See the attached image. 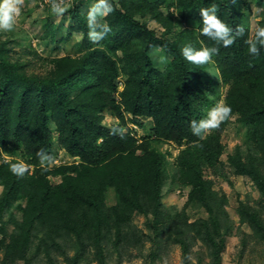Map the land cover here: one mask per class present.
Returning <instances> with one entry per match:
<instances>
[{
    "label": "trees",
    "instance_id": "obj_1",
    "mask_svg": "<svg viewBox=\"0 0 264 264\" xmlns=\"http://www.w3.org/2000/svg\"><path fill=\"white\" fill-rule=\"evenodd\" d=\"M253 2L264 4V0H238L235 5L230 0H114L115 10L105 18L112 31L104 43L94 45L88 39L86 16L72 4L65 14L73 20L72 30L86 42L85 48L78 55L51 58L45 74L28 72L25 62L11 56L9 39H0V158L2 153H13L7 161L25 160L32 167L17 178L5 160L0 161V231L4 232L5 212L14 203L23 213L21 220L14 219L16 230L9 239L5 235L0 239V251H4L0 264H30L31 254L42 251L48 264H53L50 248L60 246L55 234L63 232L77 239L74 252H64L63 264L84 260L107 264L105 243L113 241L118 246L123 240L124 245L130 244L127 236L134 231L129 225L135 212L152 213L155 230L162 232L158 216L167 222L171 218L162 201L169 162L158 148L166 141L185 144L175 162L176 179L190 187L184 207L194 202L209 214L187 223L178 220L185 227L175 237L184 264L189 263L190 246L197 239L208 250V264H223V250L235 221L227 209L228 195L213 187V179L204 174L208 168H204L224 172L219 165L227 147L223 132L232 119L244 127L245 137L227 161L237 174L249 177L260 193L254 204L239 200V226L249 224V236L264 243V48L252 56L244 43L254 33L245 24ZM213 4L230 27H245L244 36L231 47L216 45L200 34V9ZM142 17L160 23L164 32L158 34ZM177 19L189 26L169 35ZM258 25L264 26V16ZM54 37L51 26L42 39ZM187 44L197 49L219 47L213 60L221 82L228 85L224 104L232 109L231 117L202 140L193 135L190 122L204 118L212 107L216 80L207 75L208 64L197 66L184 59L181 49ZM156 47L171 56L162 71L152 57ZM120 75L125 81L117 99ZM106 110L119 122L103 123ZM142 116L152 117L154 125L152 134L139 141L128 122L141 126ZM51 123L58 131L59 144L79 160L42 173L36 153L43 149L53 154ZM113 127L123 128L124 138L112 134ZM197 142L203 147L194 148ZM50 177L60 180L53 183ZM108 188L117 195L112 205L105 201ZM38 226L51 239L48 249L41 242L32 246V231ZM133 237L131 245L140 242L135 231ZM163 240L162 236L157 239L149 258L158 256L157 246ZM197 264H204V256H199Z\"/></svg>",
    "mask_w": 264,
    "mask_h": 264
},
{
    "label": "rangeland",
    "instance_id": "obj_2",
    "mask_svg": "<svg viewBox=\"0 0 264 264\" xmlns=\"http://www.w3.org/2000/svg\"><path fill=\"white\" fill-rule=\"evenodd\" d=\"M92 2L93 0H70V4L76 5L84 16H86L87 10ZM164 11H166L165 8ZM248 13L249 15L246 18L245 24H249L253 32L259 20L264 16V4L251 3ZM141 20L147 22V25L156 30L158 34H161L165 30L160 23L153 19L142 17ZM72 25L73 20L68 14L58 18L51 13L49 0H24L22 13L18 17L16 29L12 32H0V39H9V44L12 48L10 52L11 56L25 62L28 72L45 74L51 68L49 61L51 58L66 54L78 55L83 52L86 42L80 39L78 34L72 30ZM51 26L54 29L55 37L53 40L49 39L46 41L42 39V36ZM188 26L183 20L177 19L169 35H176ZM104 42L103 40L96 44H102ZM92 45L94 44L92 43ZM153 54L157 57L163 55L168 57L169 60L171 59L169 54L157 47L153 49L152 57ZM205 70L212 80H216L215 88L211 93L214 101L212 106L217 103L224 104L228 85L221 82L219 71L214 60L208 63V67ZM115 122H117V118L112 116L109 111L106 112L105 123L111 125ZM152 123L151 118L145 117L142 126L136 127V125H130L136 130L137 137L142 139L144 136L152 134ZM51 126L54 128L53 123H51ZM244 133V127L232 119L223 132V142L226 143L227 147L225 153L222 155L223 164L219 165L224 172L218 173L217 170L214 171L207 166L204 168V170L208 168L204 174L206 178L213 179V187L218 191H225L228 195L229 202L227 209L235 221L233 227L234 232L228 236L225 249L223 250V264H264V243H257L249 236L252 233L249 224L245 223L239 226L237 212L239 200L241 199L248 200L253 204L259 202V190L249 177L237 174L233 166L227 161V156L233 151L235 145L243 141L245 137ZM183 147H185V144L180 145L177 142L166 141L158 144V148L166 154L169 162L165 169L162 201L164 207L169 209L171 218L167 222L158 216V227L162 228V232L155 230L153 224L155 216L152 213L144 214L135 212L129 226L132 229L134 228L136 238H140V242L136 245H131L132 238H134V231L131 235L127 236V242H130L129 245H124V241L122 240L120 245L116 246L113 241L108 242L107 240V243H105L107 264H184L181 245L175 241V237L182 234L179 232V228L184 227L179 225L178 220L184 219L187 223V221L191 222L197 219V217H207L209 214L204 208H197L194 202H190V204L186 205L187 207H184L188 201L190 187H183L181 182L176 179L177 166L175 163L177 154ZM52 148L55 159L53 165L64 161L71 162L73 160L65 150L60 148L58 142H54ZM12 155L14 154L8 152L2 153L0 161L9 160L12 158ZM23 163L32 169L25 160ZM50 178L53 183L60 180V177ZM1 190L2 186L0 185V193ZM105 201L108 205L117 202V195L113 188H108L106 191ZM22 214V210L18 207L17 203H14L5 212L3 219L4 232L0 231V239L3 235L9 239L12 232L16 230L14 219L21 220ZM174 222L175 225H173ZM187 229L189 230L188 227ZM32 232V246L41 242L43 246L45 244V248H50L51 239L46 238V232L43 228L38 226ZM55 235L60 246L56 249H53V247L50 248L54 257L53 264H63L64 252L72 254L77 239L75 234L63 232ZM161 236L164 240L160 247L157 246L158 256L149 258L147 255L156 250L157 239ZM111 238L113 239V234H111ZM243 239L246 240L245 243H243ZM202 245V240L197 239L195 245L190 246L191 252L190 256H188L190 260L188 264H197L199 256H204V264H208V250ZM3 253V250L0 251V260L3 257ZM31 257L30 264H48V259L43 251L35 252L31 254ZM24 263V261H17L13 264ZM80 264L98 263L96 260L91 263H88V260H84Z\"/></svg>",
    "mask_w": 264,
    "mask_h": 264
},
{
    "label": "clouds",
    "instance_id": "obj_3",
    "mask_svg": "<svg viewBox=\"0 0 264 264\" xmlns=\"http://www.w3.org/2000/svg\"><path fill=\"white\" fill-rule=\"evenodd\" d=\"M230 2L232 5H235L237 4L238 0H230ZM49 3L51 13L58 18L63 17L71 7L70 0H49ZM23 5L24 0H0V32H12L16 29L17 20L22 13ZM114 10V0H93L89 6L86 13L88 27L87 35L88 39L93 44L103 41L112 31L111 26L105 22V18ZM217 12L218 9L215 4L211 5L210 7L200 9V16L202 17L200 34L207 37L209 40L214 41L216 45H222L225 48L231 47L238 37L244 36L245 27L243 25H236L235 28L230 27L217 15ZM244 43L247 45V51L250 55L258 56L260 54L261 48H264V26L257 25L253 35L250 38L245 39ZM218 54V46H205L197 49L191 44H187L181 49V55L184 57V59L190 64L197 66L206 65L212 62L213 57ZM153 59L157 65V68L161 71L163 70L164 66L169 63V58L163 55L157 57L153 54ZM122 79H124V76L120 75L118 77V88L116 91L117 99L121 98L120 92L124 89L125 80L122 81ZM108 111L112 116L117 118V122L113 124L118 123V117L112 114L110 110H106L104 112L103 123H105L106 112ZM231 114L232 109L229 105L220 103L215 104L207 111V114L204 118L192 120L190 122L193 135L200 138L201 140L204 139L206 135L211 134L212 131L219 129L220 125L231 117ZM145 117L152 119L153 123L151 127H153V118L149 116H142V122L144 121ZM130 124L136 125V127L140 126L132 121H129L128 125L131 128L133 127ZM134 131L136 134L135 129ZM111 133L114 135H120L121 138H124L125 130L123 128L113 127L111 129ZM53 136V143L58 142V131L55 128H53ZM138 139L141 141L143 138ZM58 145L60 148H62V150L66 151V149L59 144V142ZM193 147L202 148L203 145L197 142L193 144ZM66 153L69 154L67 151ZM36 156L39 160L42 173L48 172L50 167L55 165L77 162L79 160V156H72L69 154V156L73 158L71 162L64 161L53 165L55 161L53 154L51 155L43 149L39 150L36 153ZM3 163L9 165L10 172L17 178H23L30 172L29 167L22 162H10L5 160Z\"/></svg>",
    "mask_w": 264,
    "mask_h": 264
}]
</instances>
